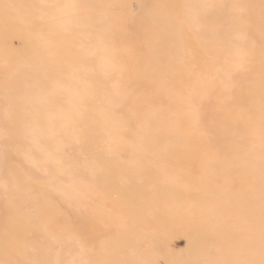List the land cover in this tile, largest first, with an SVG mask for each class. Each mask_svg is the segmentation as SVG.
I'll list each match as a JSON object with an SVG mask.
<instances>
[{"label": "rangeland", "instance_id": "1", "mask_svg": "<svg viewBox=\"0 0 264 264\" xmlns=\"http://www.w3.org/2000/svg\"><path fill=\"white\" fill-rule=\"evenodd\" d=\"M0 264H264V0H0Z\"/></svg>", "mask_w": 264, "mask_h": 264}]
</instances>
